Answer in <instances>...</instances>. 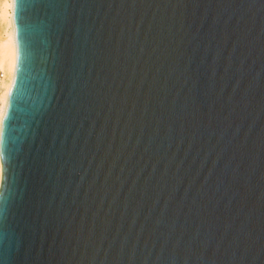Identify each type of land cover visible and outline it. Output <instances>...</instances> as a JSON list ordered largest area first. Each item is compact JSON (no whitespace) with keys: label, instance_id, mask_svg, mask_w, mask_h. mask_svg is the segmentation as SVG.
<instances>
[{"label":"water","instance_id":"95a60500","mask_svg":"<svg viewBox=\"0 0 264 264\" xmlns=\"http://www.w3.org/2000/svg\"><path fill=\"white\" fill-rule=\"evenodd\" d=\"M0 264H264V0H12Z\"/></svg>","mask_w":264,"mask_h":264},{"label":"bare ground","instance_id":"6f19581e","mask_svg":"<svg viewBox=\"0 0 264 264\" xmlns=\"http://www.w3.org/2000/svg\"><path fill=\"white\" fill-rule=\"evenodd\" d=\"M12 0H0V113L13 82L17 60L16 45L11 35ZM3 166L0 159V188Z\"/></svg>","mask_w":264,"mask_h":264},{"label":"built area","instance_id":"2783aa9c","mask_svg":"<svg viewBox=\"0 0 264 264\" xmlns=\"http://www.w3.org/2000/svg\"><path fill=\"white\" fill-rule=\"evenodd\" d=\"M2 76H3V75H2V72H0V79H1Z\"/></svg>","mask_w":264,"mask_h":264}]
</instances>
